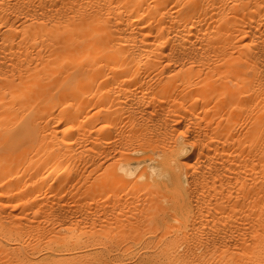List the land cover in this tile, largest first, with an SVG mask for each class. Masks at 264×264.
<instances>
[{"label": "bare ground", "instance_id": "1", "mask_svg": "<svg viewBox=\"0 0 264 264\" xmlns=\"http://www.w3.org/2000/svg\"><path fill=\"white\" fill-rule=\"evenodd\" d=\"M51 212L71 264H264V0H0V263Z\"/></svg>", "mask_w": 264, "mask_h": 264}, {"label": "rangeland", "instance_id": "2", "mask_svg": "<svg viewBox=\"0 0 264 264\" xmlns=\"http://www.w3.org/2000/svg\"><path fill=\"white\" fill-rule=\"evenodd\" d=\"M149 165L150 163L149 162H145V163H139V165L140 166H143V165ZM138 165V167H137V171L139 170V166ZM152 165V164H151ZM56 215V212H51L50 214H48L46 217H44V219H46L45 220V224H44V222H43V217H42V219H41V222L40 223H42V224H44V226L43 225H41V226H43V230H45L46 229V227L47 226H49L50 225V227H48V228H51L49 231L47 230H45L46 232H50V231H52L50 234H46V236L44 235L46 232L45 231H43L42 229H41V227H40V229L41 230H39L38 232H39V237L41 238V239H39V240H37L38 239V237H37V239H34V238H36V236H34V238H32L31 240L32 241H34V240H37L38 241V244L40 243V245L42 246V244H43V246L41 247H39V245L37 244V243H35V241L34 242H32L31 240H30V242H32L31 244H33L34 243V246L36 245V247H38V248H34V249H37V250H33V251H31L32 252V257H33V259L30 261V262H28V264H46V262H47V264L51 261V263H49V264H52V262L53 261H58L59 263L58 264H71V263H77V258H75L76 260H74V259H72V260H70L69 258H67L65 255H67V254H71V252L73 251V252H75V248L79 245L78 243H81V241H85V239H84V237H85V235H87V233H86V231L84 230V227H86L85 229H88L89 228V226H88V224L87 225H85L84 226V224L85 223H82V225L84 226H82L81 225V229H80V231L78 230V226H80L78 223L76 224V223H71L72 225H70V224H68L69 226H68V230H66L65 231V228H63V227H67V225H65V224H63L62 225V220L61 219H63V218H61V215H59L58 216V214L54 217V215ZM53 216H52V215ZM49 215H51V216H49ZM49 216V217H48ZM58 216V218L59 219H57L56 217ZM48 218V219H47ZM49 218H50V220H49ZM55 218H56V220H55ZM53 219L56 221H54L55 222V224L53 225L54 226V229H55V231H54V229H52L53 227H52V224L54 223L53 222ZM48 220V221H47ZM57 220H59L60 222H58ZM64 220V219H63ZM3 222H5L4 221V219L2 220ZM46 221L49 223V225H48V223H46ZM50 221V222H49ZM26 223V222H25ZM51 223V224H50ZM62 225L61 227L63 228V230L62 229H60L59 227H60V225ZM190 222L188 221H181V222H179V223H175L176 224V226H174V228L173 229H171V230H167V229H157V230H152V229H145L143 232H140L141 233V239L142 240H144V241H141V243H140V245L139 244H130V247H129V249H128V251H126V253H122V255H117L115 258H112L111 260H114V261H112L113 263L115 262V264H122V263H124V264H128V263H131L132 262V260H135L136 259V257L139 255V254H141V253H143L144 251H146V250H153L152 248H151V246L154 244V243H156L158 240H161L160 241V243L162 242V243H164V241H165V243L168 241L169 243H167V245L171 248V250H179V249H182V248H184V246L186 247V245H185V242H186V244L187 243H189V242H187V241H184V240H188L189 239V237L187 236L188 235V233H189V230H190V224H189ZM27 224V223H26ZM73 224H76V225H73ZM189 224V225H188ZM177 225H178V227H177ZM46 226V227H45ZM57 226H59V227H57ZM72 226H74V227H72ZM113 226V227H112ZM182 226V227H181ZM189 226V227H188ZM56 227V228H55ZM70 227H71V231L69 230L70 229ZM109 228L110 229V227H112V229H110V230H108V233L109 232H113L114 234H113V237L112 236H110V234L111 233H109L108 234V237L107 236H105V235H107V232L105 233L104 232V229L105 228ZM106 226V227H103V230L101 229H99L100 230V234H98L97 236H99V235H101V236H99V240L98 241H102L103 243L105 242V241H109L110 240V242L109 243H107V242H105L106 244L105 245H107V244H110L111 243V240H113V239H115V238H119L121 235L118 233L119 232V229H115V227H114V225H111V226ZM38 227L36 226V228L34 227V229H37ZM57 228H59V229H57ZM75 228V233H74V231L72 230V229H74ZM76 228H77V230H76ZM80 228V227H79ZM107 228V229H108ZM114 228V229H113ZM33 228H32V230H34ZM67 229V228H66ZM82 229L84 230V233L82 232ZM107 229H105V230H107ZM124 229V228H123ZM189 229V230H188ZM152 230V231H151ZM187 230H188V232H187ZM41 231H43V232H45L44 234H42L43 232H41ZM57 231H60V233L59 232H57ZM66 233H65V232ZM68 231V232H67ZM70 231V232H69ZM73 231V232H72ZM76 231H77V233H76ZM90 231V230H89ZM120 231H121V229H120ZM165 231H168L167 232V234H164L163 232H165ZM182 231H183V233H185V235L186 236H184V234L182 233ZM29 232H30V230H29ZM55 232V233H54ZM61 232H64L63 233V239L64 240H66V241H64V240H60L58 237H60L59 236V234H62ZM103 232H104V234H103ZM116 232H117V234H116ZM161 232H162V234H161ZM171 232H173V233H171ZM187 232V233H186ZM41 233V234H40ZM57 233V234H56ZM68 233H72V234H68ZM76 235H74V234ZM86 233V234H85ZM121 233V232H120ZM144 233H145V235H144ZM157 233H158V235H157ZM166 233V232H165ZM182 233V234H181ZM52 234H54V236L56 235V238H53L54 239V241L51 239L52 238V236L50 237V235H52ZM66 234V235H65ZM116 234V235H115ZM149 234V235H148ZM177 234V235H176ZM179 234H181V235H183L184 237H180L179 236ZM41 235H43V236H41ZM70 235V236H69ZM72 235V236H71ZM73 235H74V237H73ZM104 235V236H103ZM112 235V234H111ZM119 235V236H118ZM159 235H161V236H159ZM168 235H170L169 237H168ZM174 235V236H173ZM176 235V236H175ZM45 236V237H44ZM53 236V237H54ZM62 236V235H61ZM67 236H69L68 238H67ZM83 236V237H82ZM96 236V237H97ZM115 236H117V237H115ZM156 236H158L157 237V239L155 238ZM178 236V237H177ZM43 237H44V239H43ZM46 237H50V239L49 238H46ZM100 237L102 238V237H104V239H100ZM112 239H111V238ZM150 237H152V238H150ZM168 238V240H166V238ZM174 237V238H173ZM175 237L177 238V239H175ZM27 238V237H26ZM57 238L59 239V241L57 240ZM61 238V237H60ZM83 238V239H82ZM86 238V237H85ZM105 238H108V239H106L105 240ZM156 239V242H154L153 243V241H155V239ZM159 238V239H158ZM174 239V240H178L179 238L180 239H184V240H180L179 239V242H180V244L178 243V241H174V242H177V244L176 243H174L172 240H171V242H170V239ZM46 239H47V241H48V239H49V242H47L46 243ZM56 239V240H55ZM62 239V238H61ZM70 239H71V241L72 242H70ZM74 239V240H73ZM76 239V240H75ZM149 239H152V241L151 240H149ZM163 239V240H162ZM17 240V237H15V240H9L8 241V244L9 245H12L11 243H14L15 241ZM41 240V241H40ZM50 240H52V242L50 241ZM105 240V241H104ZM146 240V241H145ZM40 241V242H39ZM43 241H45V242H43ZM55 241H58V242H56L55 243ZM62 241V242H61ZM149 241H150V243H149ZM182 241V242H181ZM16 242H18V241H16ZM41 242H43V243H41ZM70 242V243H69ZM143 242H145L146 243V245H145V243H143ZM173 242V243H172ZM19 244H22L21 242H18ZM143 243V244H142ZM153 243V244H152ZM184 243V245H182ZM170 244V245H169ZM175 244V246H177V245H179V247L177 246V247H175V246H173V245ZM38 245V246H37ZM172 245V246H171ZM183 246V247H182ZM1 247H3V246H1L0 245V250H1ZM62 247V248H61ZM136 247V248H135ZM174 247V248H173ZM181 247V248H180ZM148 248V249H147ZM177 248V249H176ZM73 249V250H72ZM140 249V250H139ZM45 251V252H44ZM64 251V252H63ZM133 251V252H132ZM42 252H43V254H42ZM48 253V256H46V254L45 253ZM41 253V255H39ZM137 253V254H136ZM38 255H39V258H38ZM57 255H62V257L61 258H63V256L65 257V258H67V259H61V260H59V259H57V258H60V257H57V258H54V257H56ZM36 256V257H35ZM68 256V255H67ZM104 257L105 256V254H98L97 255V258H99V257ZM141 256V255H140ZM69 257V256H68ZM50 258V259H49ZM105 258V257H104ZM165 258V259H164ZM128 259H129V261H128ZM53 260V261H52ZM65 260H66V262H65ZM69 260L71 261V263L69 262ZM99 260H100V258H99ZM101 260H103V259H101ZM53 262V263H57V262ZM62 261H64V263L62 262ZM69 262V263H68ZM166 262V263H165ZM168 262H175V261H173L172 260V258L171 257H169V258H167L166 257V255H160V256H158V257H156L155 258V263L154 264H168ZM0 264H5V261L3 262V263H0Z\"/></svg>", "mask_w": 264, "mask_h": 264}]
</instances>
